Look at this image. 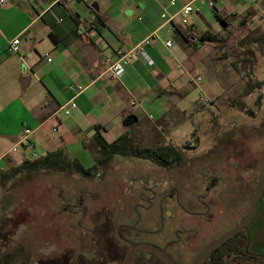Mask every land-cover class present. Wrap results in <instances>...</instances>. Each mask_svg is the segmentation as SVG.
<instances>
[{"label":"rangeland","instance_id":"rangeland-1","mask_svg":"<svg viewBox=\"0 0 264 264\" xmlns=\"http://www.w3.org/2000/svg\"><path fill=\"white\" fill-rule=\"evenodd\" d=\"M0 1H2L0 6V108H3L11 96L24 94L20 85L21 75L31 74V71L34 74L43 75L44 71L56 64H59L62 69L65 68L66 63L61 57L55 55L56 45L47 32L53 30L60 37L61 45L68 50L73 38L69 33L71 22L69 12L65 7L58 5L37 25L28 26L27 29H30V33L35 35V38L28 50L21 52L20 59L8 54L7 42L36 17V10L33 7L37 9L41 2L38 0ZM100 1L103 0H93L91 4L97 3L99 6ZM255 1L256 4L254 2L245 4L243 0H217L215 1L217 6L213 9L206 5L202 7L201 14L207 13L209 17L199 35L202 32H209L220 43H208L202 47L198 46L196 50L183 48L182 54L169 57L170 78H178L173 85L182 95H173L175 96L174 105L170 102L164 104L167 111L162 117L155 116L152 121L137 115V125L130 129L136 141L144 142L148 133L152 134L155 131L152 127H155V132L160 134L166 143L180 147L186 145L188 149L185 150V157L190 162H193L194 158L209 159L211 157L212 160H218L219 156L224 157L225 152L240 156L237 158L241 156L246 158L245 162L248 161L250 167L249 188H246L245 192L240 190L237 193L234 187V200L230 202L231 207L234 205L233 218L221 221L214 230L213 237L226 232L245 216L264 171V20L255 17L256 10L264 8V0ZM196 6H198L197 3L194 4V7ZM157 11V8L152 11L155 18L159 15ZM214 11L226 20L227 27L215 19ZM193 18L194 15L190 17V20ZM59 19L63 23H56ZM166 39L175 44L173 34L166 33L163 29L158 32V41H151L150 48L153 42H163ZM260 40L263 41L262 47L256 42ZM97 47L101 50L104 44H98ZM174 47L176 48L175 45ZM77 48L79 54H82L81 41ZM245 58H248L252 65L250 71L253 73L254 80L263 83L260 89H254L250 95L246 94L249 88L246 84L248 80L243 76L245 73L243 70H249V67L243 68L247 67L244 63ZM87 63L88 68L97 69L107 65L101 58L97 63L89 61ZM177 65H181L186 73L201 77L202 80L195 85L188 84L185 75L176 69ZM148 72L150 71L144 70L143 75L149 76ZM102 77L106 79L111 76L108 74ZM144 81L145 88H148L150 92L146 77ZM258 96H260L259 100ZM200 97L207 99V102H200ZM175 107L177 110L174 109ZM122 121L121 118L114 121L115 127L119 130L118 134L124 131ZM110 137L113 140L116 136H106L108 141H112ZM196 139L197 142H195ZM11 143L9 136L0 132V165L2 157L17 153L18 148L7 151ZM39 154V151L25 148L27 157L33 155L38 157ZM69 157L77 160L83 168L93 165L92 156L83 147L70 148ZM254 158H259L260 163L254 165L252 163ZM162 175H165L163 169L154 167L148 162L115 157L95 178L54 172L18 176L6 189L0 191V264H36L38 260H41L42 264H55L61 263L65 256L74 258L78 254L96 249L97 240L84 229L91 230L96 236L104 239L110 238L116 245L112 229L119 225L124 227L132 225L136 213L142 218L148 215L145 211L143 212L140 205L135 206L138 202V193L142 191L141 185L144 182L147 183L146 179L150 180L152 176L157 181H161ZM167 177L177 184L182 202L187 198V194L192 193L195 198L202 192L199 179L193 175L192 171L184 167L173 169ZM158 189V193L162 194V187ZM237 198L241 202L239 209L236 204ZM74 201L78 202L79 207H71L75 204ZM226 204L227 202H224L223 205L225 211H227ZM263 204L264 194L248 224V252L261 258H264ZM161 214L166 233L179 224L196 225L192 223L193 217L187 216L180 210L168 213L169 217L166 213ZM84 215L85 217L78 221ZM153 215L158 220L156 210ZM255 224L259 228L258 233L261 237V243L258 246H255L253 242ZM137 228L143 231V235L140 236L142 241L155 246L157 238L151 233L157 229V225L149 227L145 222H139ZM2 233H4L3 236ZM125 233L128 232L121 231V235ZM117 251L119 260L127 253V249L123 246H117ZM142 254L146 258L149 257L146 252ZM240 264H247V262ZM249 264L261 263L250 261Z\"/></svg>","mask_w":264,"mask_h":264},{"label":"crops","instance_id":"crops-1","mask_svg":"<svg viewBox=\"0 0 264 264\" xmlns=\"http://www.w3.org/2000/svg\"><path fill=\"white\" fill-rule=\"evenodd\" d=\"M38 1L41 3L37 9L33 7L36 17L11 39L19 38L20 54L11 55L20 59L21 52H26L35 38L30 29H27L28 26L37 25L58 5L65 7L69 12V33L73 39L68 50L61 45L60 37L53 30L48 31L47 34L56 45L54 53L65 61V68L62 69L56 64L44 71L43 75L34 74L32 71L31 74L21 75L20 85L24 94L11 96L6 105L0 108V132L8 135L12 141L7 151L18 148L16 154L2 157L0 172L8 166L19 164L24 157L31 158L25 155V139L32 141V151L40 152L38 157L60 146H64L68 154L70 148L83 147L82 142L94 135L97 126L101 127L103 138L112 142L125 132L123 128L124 131L118 134L119 130L114 125L115 119L124 120L129 115L136 116L137 120V115L147 119L149 116L153 119L155 116L162 117L167 111L164 104L170 102L174 105L173 95L181 93L173 85L178 78H170L168 65L169 57L182 54L184 46L174 41L176 48L173 44L166 48L164 43L171 41L169 39L153 42L151 48L145 49L151 66L135 59L122 72L106 79L102 77L108 76V68L116 61L117 52L136 48L152 35L156 37L155 41H158V32L163 29L167 33L161 19V14L167 9L165 0H103L97 5V12L91 8L93 0ZM188 1L177 0V7L167 9V12L174 13ZM216 6L217 4L214 7ZM155 8L159 12L157 18L152 13ZM208 17L207 13L201 14L200 11L198 15H194L187 27L180 28V32L188 37H191V32L199 35ZM56 23L61 24L63 21L59 19ZM175 37L173 34V39ZM10 41L7 42L6 49ZM79 41L82 42V54H79L77 48ZM98 44H104V48L98 49ZM86 45L95 48L94 62L88 60L83 51ZM100 58L107 65L101 69L88 68L87 61L97 63ZM144 70L151 72H148L149 76L143 75ZM143 76L148 79L150 92L145 88ZM69 84H81L86 88L83 93L75 96L67 90ZM22 86L25 88L22 89ZM73 98L77 108L70 116L64 117L61 107ZM131 102H135L136 106L130 107ZM174 109L177 110L176 107ZM25 129H30L31 134L25 136ZM108 135L116 137L113 140L110 137L112 141H108ZM255 225L253 242L258 246L261 237L258 226Z\"/></svg>","mask_w":264,"mask_h":264},{"label":"flooded vegetation","instance_id":"flooded-vegetation-1","mask_svg":"<svg viewBox=\"0 0 264 264\" xmlns=\"http://www.w3.org/2000/svg\"><path fill=\"white\" fill-rule=\"evenodd\" d=\"M237 157L240 156H234L233 153L230 154V152H225L224 157L219 156L218 160H212L211 157L209 159L194 158V161L190 162L187 159V161L181 165L164 168L165 175H162V177L160 176L162 179L161 181H157L155 177L152 176L150 180L145 178L147 183L144 182L141 185L142 191L138 193V202H136L135 205H140L143 208V212L145 211V214H148L145 215V218H142L140 214L136 213V218L132 225L127 227L120 225L114 227L112 230L116 245L112 243L110 238L104 239L96 236L91 230L84 229V231L86 230L95 237L98 247L87 253L78 254L74 258L65 256L61 263L56 262L55 264H120L121 261V264H123L131 249V245L145 244L140 238V236L143 235V231L137 228L139 222H145L149 227L157 225V229L151 233L157 238L154 247L162 250L174 264H195L206 247L219 237L234 229L244 218L242 217L239 222L232 225L226 232L213 237L215 235L214 230L217 229L221 221L233 218L234 205L231 207L230 202L234 200V187H236V191L239 193L240 190L245 192L246 188H249L250 185L249 163L247 160V162H245L246 158L244 156H241V158ZM252 163L254 165L260 163V159L254 158ZM183 167L193 172V175L199 179L202 188V192L197 194L195 198H193L192 193L187 194V198L183 200L184 202L180 199V190L176 187L177 184L167 177L168 173L173 171V169ZM251 170L253 171V169ZM160 186L163 189L162 194L158 193V188ZM262 197L263 194L261 195V198ZM74 202L75 204L71 207H79L77 205L78 202ZM224 202H227V211H225L226 209L223 206ZM236 204L239 209L241 202L238 198ZM229 207L230 209L228 210ZM134 210L133 212L136 211ZM154 210L158 212V220L156 216L153 215ZM177 210H180L189 217H193L194 221L190 222L196 225H190V223H186L185 225L179 224L176 228H172L170 231L168 230L167 233L164 232V222L161 213H166L167 217H169L168 213L170 214ZM132 216L134 217L133 213ZM84 217L85 215L78 221L82 220ZM248 224L246 228L249 234ZM121 231L128 233L122 234V236ZM3 234L4 233H2V236ZM172 238H174V240H171ZM225 244H227L224 247L226 249L225 253L220 252L221 250L216 252ZM245 244L246 231L241 230L214 249L202 264H240L241 262H247V264H249L250 261L263 264L264 258L250 254L248 252L249 242L246 249ZM117 246H123L127 249L126 255L124 258H120V260L118 258L119 252L117 251ZM142 252H146L149 257L146 258ZM36 264H42L41 260H38ZM131 264L166 263L157 255L147 251H138L134 254Z\"/></svg>","mask_w":264,"mask_h":264},{"label":"trees","instance_id":"trees-1","mask_svg":"<svg viewBox=\"0 0 264 264\" xmlns=\"http://www.w3.org/2000/svg\"><path fill=\"white\" fill-rule=\"evenodd\" d=\"M213 15L224 27L228 26L226 20L215 11ZM176 35L177 37H175ZM174 37V41L184 46V48H193L195 50L208 43H220V41L209 32H204L200 35H195L191 32V37H188L182 34L179 29L174 34ZM256 42L262 47V40ZM244 63L247 64V67L244 66L243 68L249 67L248 71L243 70V72H245L243 76L248 80L246 84L247 88H249L246 94L250 95L253 93L254 89H260L263 83L254 80L253 73L250 71L252 65H250L251 63L248 58L244 59ZM249 81L252 82V84H250ZM259 99L260 96H258V100ZM137 122L112 142H107L103 138L100 133L101 127H95L94 135L89 140L82 142L83 148L93 158V165L88 168H83L77 160L71 159L64 146H60L56 150L40 157L22 158L19 164L8 166L5 170L0 172V191L6 189V187L20 175L54 172L65 175H79L84 178H95L115 157L145 161L160 169L169 166H178L187 161L185 150L188 149V147H186V145L180 147L166 143L162 136L155 132V127H152L155 131H153L152 134L148 133L144 142L136 141L135 137L130 133V129L136 126ZM149 135L152 136L149 137ZM195 142H197V139ZM226 245L227 244L221 246L216 252L221 250L220 252L225 253L226 249L224 247Z\"/></svg>","mask_w":264,"mask_h":264},{"label":"built area","instance_id":"built-area-1","mask_svg":"<svg viewBox=\"0 0 264 264\" xmlns=\"http://www.w3.org/2000/svg\"><path fill=\"white\" fill-rule=\"evenodd\" d=\"M59 1V0H56ZM167 9L176 8L177 7V0H165ZM215 1L217 0H189L185 4H183L181 7L177 8L174 13H168L167 9L161 14V19L163 20V24L166 26V31L169 34H175L181 27H187L190 24V17L192 15H198L201 11V8L203 6H209L211 8L214 7ZM255 3V0H243V3L245 4H251ZM197 3L198 6L194 7V4ZM2 4V1H0V6ZM256 4V3H255ZM255 17L259 20H264V8L263 9H257ZM155 36H149L146 39H144L136 48H133L128 51H119L117 52V58L116 61L110 65L108 68V72L110 75H116L120 72H122L127 66H129L135 59L142 60L146 65L151 66V61L145 51L146 48L150 47L151 41L155 40ZM19 46L20 41L19 38H15L11 40L8 44V47L6 49V52L8 54L17 55L19 54ZM164 46L166 48H170L172 46L171 41H166L164 43ZM49 61V60H48ZM176 69L179 70L181 73L185 75L186 82L188 84H197L199 83L202 78L201 77H195L191 76V74L186 73L185 69L181 65H177ZM67 90L73 92L75 96L80 95L84 92L85 86L81 84H69L67 87ZM200 102L206 103L207 99L204 97L199 98ZM136 103L131 102L130 107H135ZM77 108L76 103L74 101V98L69 100L67 104H65L63 107H61L62 113L64 117L70 116V114L75 111ZM149 120H152V116L148 117ZM24 135H30L31 130L25 129L23 131ZM26 147L33 150L34 145L32 142L25 139ZM31 158H36L35 155H33Z\"/></svg>","mask_w":264,"mask_h":264},{"label":"water","instance_id":"water-1","mask_svg":"<svg viewBox=\"0 0 264 264\" xmlns=\"http://www.w3.org/2000/svg\"><path fill=\"white\" fill-rule=\"evenodd\" d=\"M91 8L95 12L98 11L97 4H92ZM83 51H84L88 60H90L92 62L95 61V48L92 45H86L83 48ZM24 88H25V86H22V89H24ZM136 122H137L136 116L129 115L123 120L122 126H123V128L128 129L131 126H133ZM263 191H264V171H263L260 183L258 185L257 191H256V193H255V195H254V197L250 203V206H249L244 218L242 219L241 223L239 225H237L231 231L227 232L223 236L216 239L208 247H206L205 250L199 256V258L197 259L195 264H202L203 261L206 259V257L208 255H210L214 249H216L219 245H221L222 243L227 241L229 238H231L232 236H234L236 233H238L241 230L246 231V244H245V249H246L248 242H249V234H248L246 226L249 223V221L251 220V217L254 213V210H255L258 202L260 201V198H261V195L263 194ZM138 251L150 252L154 255L161 257L165 261L166 264H174V262L162 250H160L157 247H154L152 245H148V244L131 245V249H130V251H129V253H128L123 264H131L134 254Z\"/></svg>","mask_w":264,"mask_h":264}]
</instances>
